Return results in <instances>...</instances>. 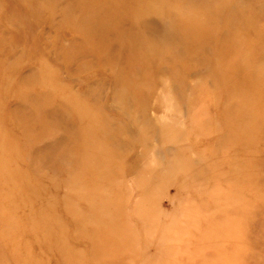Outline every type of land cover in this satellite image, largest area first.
I'll return each mask as SVG.
<instances>
[{
    "label": "rangeland",
    "instance_id": "374dc122",
    "mask_svg": "<svg viewBox=\"0 0 264 264\" xmlns=\"http://www.w3.org/2000/svg\"><path fill=\"white\" fill-rule=\"evenodd\" d=\"M0 264H264V0H0Z\"/></svg>",
    "mask_w": 264,
    "mask_h": 264
}]
</instances>
